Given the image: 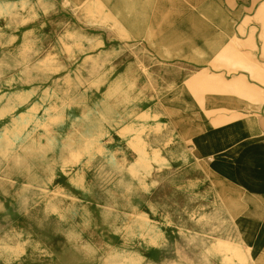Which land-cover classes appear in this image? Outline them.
Returning a JSON list of instances; mask_svg holds the SVG:
<instances>
[{
  "label": "rangeland",
  "instance_id": "1",
  "mask_svg": "<svg viewBox=\"0 0 264 264\" xmlns=\"http://www.w3.org/2000/svg\"><path fill=\"white\" fill-rule=\"evenodd\" d=\"M112 15L96 0H0V264H225L218 240H241L207 170L220 164L203 134L185 140L155 116L160 70L187 74L186 61ZM229 58L213 68L236 71ZM201 75L198 98L225 95L227 78Z\"/></svg>",
  "mask_w": 264,
  "mask_h": 264
},
{
  "label": "bare ground",
  "instance_id": "2",
  "mask_svg": "<svg viewBox=\"0 0 264 264\" xmlns=\"http://www.w3.org/2000/svg\"><path fill=\"white\" fill-rule=\"evenodd\" d=\"M72 1L77 4L91 2V0ZM96 2L113 14L112 16L121 23L129 36L143 41L150 49L167 59H189L201 64L205 60H210L211 50L216 48V43H223L225 38L230 40L236 38L234 31L218 27L220 15L212 13L217 10L214 0H96ZM225 48L221 53L215 54L229 58L228 50ZM230 62L234 66L240 65L233 58ZM190 80L176 83L175 78L168 79L164 87L165 94L159 101L161 109L155 116L169 117L172 120L169 132L178 129L185 140H192L193 136L203 134L215 150L232 144H237L243 149L245 142L242 139L246 130L240 125L241 117L237 113L228 114L225 111H229L230 108L219 106L218 103L204 108L200 102L204 99L195 95ZM194 81L196 85L201 86L205 82V76L202 74ZM222 85L223 83H218L212 86L214 89H219L218 87ZM232 86L233 90L239 88ZM222 91L224 97L227 98L226 95L231 97L227 85ZM218 111L221 113L217 117L209 118L208 113ZM138 149L141 154L140 166L148 168L149 153L141 140ZM154 153L157 157L158 152ZM246 164L248 167L252 164L249 154L246 159L244 158L242 166ZM207 170L214 191L220 198L223 208L230 214L241 240L235 244L218 240L216 247L227 252L225 264H232L233 254L247 264H264V254H258L264 244V227L255 224L254 219L245 211L250 204H254V185L245 183L241 179L231 181L211 169Z\"/></svg>",
  "mask_w": 264,
  "mask_h": 264
},
{
  "label": "crops",
  "instance_id": "3",
  "mask_svg": "<svg viewBox=\"0 0 264 264\" xmlns=\"http://www.w3.org/2000/svg\"><path fill=\"white\" fill-rule=\"evenodd\" d=\"M214 2L217 4V10L212 13L220 15L218 27L234 31L236 38L234 40L225 38L223 43H216L217 51H214L216 48L212 49L210 60H205L201 64L189 59L185 60L187 74L166 68L160 72L170 71V73L158 76L191 79L195 72L204 76L206 72H214L221 78H227L229 89L230 86L237 84L241 95H236L230 90L231 97L219 95V97H210L208 101L203 98V102L204 108L218 103L219 106L238 108L242 113H246L248 109L253 111L254 116L241 117L240 125L246 130L242 139L245 147L240 149L237 144H232L215 150L205 137L204 145L209 158L216 159L218 165L220 164L219 168L214 169L218 175L231 181L241 179L245 183L254 185V204H250L254 207V218H252L255 224L262 228L264 227V0H214ZM225 47L228 56L240 63L239 66H235L238 67L236 71L229 72L228 68L215 70L212 66L216 54L221 53ZM247 154L252 163L249 167L247 164L242 166ZM258 254H264V244Z\"/></svg>",
  "mask_w": 264,
  "mask_h": 264
}]
</instances>
